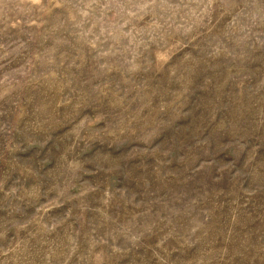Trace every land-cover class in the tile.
I'll use <instances>...</instances> for the list:
<instances>
[{"label": "rangeland", "instance_id": "obj_1", "mask_svg": "<svg viewBox=\"0 0 264 264\" xmlns=\"http://www.w3.org/2000/svg\"><path fill=\"white\" fill-rule=\"evenodd\" d=\"M0 264H264V0H0Z\"/></svg>", "mask_w": 264, "mask_h": 264}]
</instances>
